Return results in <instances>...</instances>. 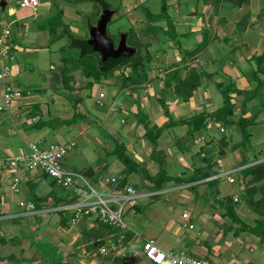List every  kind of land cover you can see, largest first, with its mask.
Wrapping results in <instances>:
<instances>
[{
	"label": "crops",
	"instance_id": "crops-1",
	"mask_svg": "<svg viewBox=\"0 0 264 264\" xmlns=\"http://www.w3.org/2000/svg\"><path fill=\"white\" fill-rule=\"evenodd\" d=\"M176 1L178 3L175 4L176 7L183 2L184 12L188 14L187 17L181 18V30L175 26L176 32L183 40V46L195 50L192 55H194V60L198 62L190 64L188 58L185 63L200 71L201 85L194 90L187 100H182L174 94V82L172 81L168 91L165 93V101L169 114L174 121L184 119L200 111L210 112L220 106L222 104V99L219 100L220 97H218L217 106L212 107V109H209L208 104L210 102L207 103L206 99L211 89V91H215L218 94L217 82L230 79L235 82L238 88L248 89L253 87L255 82L251 79V72L256 67L253 56L264 52L263 0H248L241 6H234L224 0H220L217 6L211 0ZM166 3L169 8L174 6V3L170 1L166 0ZM41 4L46 7L49 5L47 0ZM37 7L35 9L22 7L18 12L13 7H9V14H17L11 22L21 18L25 20L29 16L34 18ZM60 10L61 15H64L63 9ZM77 13L76 11L75 15ZM69 17L72 18L71 22H69L71 25H69L70 29L81 36L85 35L84 25L81 23L72 24L76 18ZM5 26L10 28L9 25ZM43 28V30H49L46 26H43ZM27 31L28 28L24 25L17 34L24 35ZM185 33H187V36L183 37L182 34ZM50 37L49 33L48 41L46 40L48 42L47 46L56 50V52H61L60 47L65 45L66 39L61 37L51 40ZM8 44V57L5 62L9 67L4 79L15 84L20 89V95L13 96L9 103L5 104L0 99V112L5 113L11 119V124L7 127L8 134H14L16 128L21 131L26 126L32 125L34 114L37 116L35 118L37 121V119H49L51 111L54 112V115L59 120L70 119L75 113H80L82 118L68 124L69 128L62 132L71 131L70 127L75 125L78 127L77 135L84 138L83 135L89 130L88 132L91 134L89 138L94 140V143H97L96 148L100 153V166L103 163L104 168L110 165L115 167V172L108 174L106 171H102L99 175L101 180V188L99 190H104L109 194L111 191H123L126 186H132L138 192V196L135 205L129 206L128 204L126 206V208L128 207L126 212L128 216L125 214V219L129 223L130 230L124 233L122 242L119 244L120 253L118 255L112 253L103 255L98 253V248L93 252H89L85 249V242L82 240L81 232H77L71 244H73V247L80 249L79 256L81 258L73 261L67 255L68 252L63 253L66 243L64 239L61 242H54L48 236L39 233L43 219L47 220L44 222L47 228L54 226L56 231H68L70 230V225L71 228L73 227L71 222H69L68 226L58 224L59 214L57 212H52L58 214L56 219L49 217L51 213L48 214L47 210L52 208L49 206L52 199L47 195L50 190L47 192L45 188L43 191L39 188L42 185H38L43 182L47 183L49 178L45 175L30 177L27 172L20 173V175L18 174L20 182L17 184L16 191L11 187H1L0 181V223L4 222L0 226V264H55L56 261L49 262L48 257L43 258L40 255L33 259L32 253L28 251L29 249L30 251L34 249L31 239H39V236L40 239H45L57 249L61 264H72L78 261L81 262L78 264H120L115 259V257L119 256L124 257L127 264H132L130 253L136 255L137 248L134 246L142 245L146 239L153 240L162 250H180L200 256L208 254L213 261L222 264H264V239L250 231L238 230L239 225L232 222L224 214L223 206L213 200L209 191L210 179L215 180L217 189L219 188L218 180L224 181L223 184L226 190L223 193L218 190V199L223 200L225 196L229 195L233 201V198L237 197L235 203L238 204L243 200L244 190L251 188L252 185H260V182L251 183L250 175L242 177L241 171L255 163L264 161V145L257 146L255 142L256 139L259 140L260 138L264 140V108H261L257 115V123L247 127L250 139L253 137V140H249L248 144L246 143L244 146L236 145L232 147V145L242 139L240 129L237 131L240 135L238 140L234 138L236 135L230 133V138L237 141L232 142L229 140L231 145L227 146L222 144L224 140H218L211 132L213 128H218L221 133L224 129L222 126L236 125L233 123L222 124L212 119H207L205 128L193 132L187 131L188 126L186 124L163 128L157 138L156 148V153L162 160L160 165L151 158V142L144 135V124L138 122L133 113L136 111L139 101L141 109L146 115L145 123L148 128L156 130L167 122L168 116L163 113L162 106L153 99L152 96L154 95H151L154 90V92H157L162 85L158 87L156 83L149 81L146 84L149 88L146 87L144 94L140 93L139 90L137 92L133 90L134 92H131L132 96H126L129 100L123 98V102L120 105L121 109L117 108L120 115L113 110H110L108 114L104 112L102 114L90 113L82 105L83 97L92 94L87 85L89 79L78 71L70 72L72 74L69 80L70 87H64L60 77V69L63 64L62 54L45 64L48 67L44 65L47 68L43 70V73L47 75V85L51 87L49 92L53 93V95L50 93L42 94L45 86H29L32 85V73L38 70L35 65L26 61L27 58L25 60V57H30L29 53L32 52V48L17 43L11 36ZM33 51L37 56V63L42 53L38 54V51L34 50V48ZM175 56L177 59H173L169 63H173V67L164 70L166 74L175 69L181 70L182 65L177 64L181 60L178 51L175 52ZM41 66L43 65L41 64ZM76 72L83 76L82 85L77 80L73 83L74 73ZM185 73L186 70L182 69L181 74L184 76ZM205 77L207 80L204 79ZM102 78L104 77H101L98 82H101ZM57 93H63L62 97H59ZM232 95L235 99L236 97L240 99L242 97L241 95ZM65 96L68 97V101L62 100ZM105 97L106 93L104 90L97 92L94 103L96 102L98 103L96 105L103 106L102 102ZM240 99L238 102L241 104ZM112 101L116 102L114 99ZM220 101L221 103H219ZM256 103V99H251L247 101V107L256 105ZM51 104H54L55 109H50ZM30 105H35V109H33L34 107L30 109ZM114 109H116V106ZM112 112H114V115L111 114ZM105 115H110V117L118 115V117H112L107 121L109 123L108 126H106V122H103L106 124L105 127L104 124L100 125V121ZM248 115H250L249 108H247L243 116ZM1 123L0 125L3 126ZM258 126H260V130L256 133L253 130ZM106 131L115 132L116 135L112 133L108 135ZM222 135H226V132L221 133L219 137L222 138ZM89 138L88 141L90 140ZM83 140L85 141V139ZM45 141V139H41L38 142L43 143ZM30 142L34 141H23L25 143L24 146ZM217 142L223 150L220 149ZM6 143L5 139L0 140L1 157L5 156V152L17 150V148L14 149V145ZM122 143L125 146V152L131 156L137 167L125 176V184L119 187L118 182L124 175V165L118 163L120 160L117 159L115 154H112V150L117 144ZM251 143L255 146H251ZM66 144L69 147L68 150L73 145H76L74 140L66 141ZM109 146L110 149L108 148ZM96 157L98 158V156ZM244 158L247 163L242 164L241 161ZM219 163L224 169L232 171L233 182H229L226 176L211 178L216 175ZM92 168L95 174V169L94 167ZM160 168L164 169L168 177H186L197 172L198 168H200V171H212V175L192 182L167 180L158 183L160 180L158 174ZM112 177L115 178L114 182L111 181ZM18 192H22L28 198H19L17 205L19 206V200H29L36 207L34 213H26L21 206H19L18 211L12 210L11 203L15 202L13 194H18ZM33 196H40L41 198L34 200ZM42 196H47V198H42ZM260 197H262V191L257 187L253 192V199L256 200ZM241 204H234L235 211L245 223L253 225L255 219H262V216L250 209L246 202L243 203V206ZM183 213H186V216H183ZM87 223L86 227L88 228L95 225V221L89 220ZM23 227L29 228L31 233L23 232L21 230ZM116 236L115 233L105 234L100 245L105 244L107 239H116ZM24 254L31 256H24ZM97 255L99 257H96Z\"/></svg>",
	"mask_w": 264,
	"mask_h": 264
},
{
	"label": "rangeland",
	"instance_id": "rangeland-1",
	"mask_svg": "<svg viewBox=\"0 0 264 264\" xmlns=\"http://www.w3.org/2000/svg\"><path fill=\"white\" fill-rule=\"evenodd\" d=\"M43 1L45 0H38V7H37V11L35 12V17L30 19L29 21H25L24 18L15 20V22H11V20H13L17 14H12V13H8V8L9 7H13L15 9L16 12L20 11V6H19V0H9L7 1V4L5 6L4 9H2L0 7V27L1 26H5V25H9L10 29H11V37L13 38V40H15L17 43H21L23 46H27L28 48H32V52L29 53L30 57H25V60L27 58L26 61L31 62L33 65H35V67L38 69L36 72L32 73V85H29L31 87L34 86H38V87H43L44 91L42 92V94L45 93H50L51 95H53V93L49 92L50 90V86L47 85V75L43 73V70L46 69L48 67L47 64L50 60H53L55 58L58 57L59 54H61V52H56V50H53L52 48L48 47V37H49V30H43V26L48 27L49 24V20H56L58 16L60 17V9H63L64 11V15H61V21L64 23H67L70 25L69 22H71L70 20L72 18H70L69 16H72L74 18H76L75 20H73L72 24L74 23H78V24H82L85 26V23L87 22L88 19L90 20H94V22L96 21L97 17H98V13L100 12V8L99 5L96 4L94 1H89V0H55L56 3L53 4L52 1L53 0H47L48 1V7H46L45 5L41 4L43 3ZM108 3L110 4L111 7H113L116 10V13L112 16V18L110 19L108 25H107V33L108 35H110L113 39L118 37V32H129L130 34H128L129 36L127 37L128 40L127 42L136 46L137 51L136 53L128 60V63H125L123 66H121L120 68L117 67L116 69H114L113 71H111V73L102 78L101 82H94L92 84L91 87H89L88 89L90 90V94L89 96H85L83 97V107H85L90 113H101L104 112L105 114H108L110 110L115 111L117 114H119V110L121 109V103L123 102L122 99H126L127 95L132 96L133 94L131 92H134L133 89H135V86H129V84H127L126 86H123L122 84L124 83H120L122 80L120 79V73H123L122 71L126 70L128 71V73L131 71L130 69V63H132L133 68L136 70H145L146 67H148V69L146 70V72L148 73L147 76V80L144 82V84L140 85L139 87H137L138 89H140V93L144 94L146 92V87H148V85H146L147 83H149V81H152L153 83H156L157 86L159 87L160 85H163V80H164V74H166V72L164 70L173 67V63L169 64L173 59H177L175 58V52L176 50L173 48V46L169 47L167 49L166 54L164 55L165 51L163 52L161 50V52H156L154 56H152V51L157 48V46H160V43L158 41L161 40V37L166 38V32L164 31L166 29V27L168 26V24H165V20L164 19H154V20H150L148 18L147 13L144 10V7H150V11L153 13H158L160 10V4H161V0H107ZM170 1L172 3H174V6L169 8V14L171 13L174 17V21H173V25L177 26L178 29H182V17H187L188 14L184 12V6H183V2H179L180 5L179 6H175V4H178L176 0H167ZM98 5V6H96ZM148 5V6H147ZM189 5V4H187ZM182 8V9H181ZM76 11L78 12L77 15H75ZM97 14V15H96ZM160 14H158L157 17L161 18L159 16ZM73 18V19H74ZM26 25V27L28 28V31L26 33H24V35H20L17 34L18 32H20L22 30V26ZM154 25H162L163 26V31L162 32L157 26ZM71 26V25H70ZM154 28H155V32H154ZM21 29V30H20ZM82 32V31H81ZM115 36V37H114ZM31 37V40H30ZM47 37V39H46ZM47 40V41H46ZM173 40H168V44L173 43ZM60 43H62L60 41ZM34 50H37L38 54L42 53L41 56L38 59V62L36 63V58L37 56L34 54ZM171 48V49H170ZM42 50V51H39ZM149 54L150 56V61L147 60V55ZM154 54V52H153ZM194 55H192L191 57H187V59L189 60V63H195L197 62L196 60H194L193 58ZM198 63V62H197ZM41 64L43 66H41ZM37 65V66H36ZM47 67H45V66ZM192 67V66H190ZM173 70V69H172ZM205 80H207V78H204ZM77 82L79 84L82 85L83 83V76L80 75L79 73H74V82ZM203 80V78H202ZM204 80V81H205ZM207 82V81H205ZM40 84V85H39ZM126 84V83H125ZM23 85V83H22ZM28 85V84H25ZM213 87V86H212ZM104 90L106 93V97L104 98V101L102 102L103 106H98L96 104L98 103H94V98L97 97V92H100ZM145 90V91H144ZM212 90V89H211ZM209 91L208 92V96H206L207 99V103L210 102V104H208L209 109H212V107L217 106L218 104V97H220L219 100H221L222 95L218 92V94L215 93V91ZM51 91V90H50ZM150 91V90H149ZM155 91V90H154ZM150 92L154 100H156L155 96L156 94H158L157 92ZM54 92V90H53ZM137 92V91H136ZM148 92V91H147ZM149 93V92H148ZM155 93V94H154ZM58 94V93H57ZM63 93H59L58 96L62 97ZM64 96V95H63ZM112 99L116 100V102L112 101ZM240 98L236 99L233 97L232 102H235L236 105L234 107V114L236 116H238V113L240 112L241 109V104L238 102ZM63 101H68V97L65 96V98H62ZM221 103V101L219 102ZM116 106V109H114V107ZM31 107H34L33 109H35V105L32 106L30 105V109ZM118 108V109H117ZM50 109L53 110L55 109L54 104L50 106ZM85 110V109H84ZM72 114V113H71ZM112 115H114V112L111 113ZM110 114V115H111ZM110 115L108 116H104L102 118V120L100 121L101 124H104L105 122L107 123L104 124V126H108L109 123L107 121H109L112 117L116 118V116L118 117V115L116 116H112L110 117ZM120 115V114H119ZM235 116V117H236ZM37 116H34L32 118L33 122H36V118ZM233 118V116H232ZM10 117H8V115L6 116L5 113L0 112V123L3 121V123H1L3 126L0 125V140L5 139L7 141L6 144L9 145H14L15 148H23L25 147L23 143V141L27 140V141H34L35 143L39 144V146L41 148H46L48 147L49 144L51 143H66V141H70V140H74L76 145L72 146V148L70 150H68L67 154L65 155V157L63 158V165L71 170L77 171V172H82L89 166L94 167L95 169V174L91 177V178H87L88 183L90 185H92L93 187H95L97 190H99L101 188V180L99 179V175L102 173V171H106L108 174L109 173H113L115 172V167L113 166H108L107 168H104L103 163L100 166V160H99V151L96 148L97 147V143H94V140H91V138H89L90 132H88L89 130H87L86 134H82L84 136V138H82V136L77 135L78 132V127H76L75 125H72L70 127L69 132H62L65 131L68 127V124L63 121H60L56 115H54V112L51 111V116L49 117V119H42L41 121H45V125H43L40 128H37L34 125H30V126H26L25 128H23L21 131L20 129H15V133L14 134H8L7 131V127H9V125L11 124L10 121ZM104 122V123H103ZM234 124V123H233ZM8 125V126H6ZM105 126V127H106ZM224 129L221 131V133L226 132V135H222V138L219 137V135H221V133L218 131V128H213L212 129V133L215 137H217L218 140L222 141V144L224 146L227 145H231L230 141L234 142L236 139L238 140L240 135L238 134L237 131H239V127L237 125H229V126H222ZM260 126H258L257 128H255L256 133H258V131ZM82 128V127H81ZM221 128V127H219ZM83 129V128H82ZM264 130V129H263ZM262 130V131H263ZM111 131V130H110ZM108 135H111V133L114 135H116L115 132H109L106 131ZM230 133L234 136V138H230ZM253 133V132H252ZM24 136V137H23ZM95 136V134H94ZM260 136V135H258ZM114 137H118V136H114ZM24 138V139H23ZM88 138L90 139L88 141ZM41 139H45V142H38L41 141ZM83 139H85V142ZM230 140V141H229ZM236 140V141H237ZM249 140H253V137H251V139L249 138ZM247 140V144L248 141ZM255 142L257 143V146L264 145V140L262 138H260L259 140L256 139ZM107 144V143H106ZM218 144V142H217ZM219 145V144H218ZM251 146H255L253 145V143H251ZM220 149L223 150L221 148V146L219 145ZM110 149V146L108 147ZM95 149V150H94ZM1 151V148H0ZM3 151V150H2ZM98 155H97V153ZM1 155V154H0ZM2 156V155H1ZM4 158L5 156L1 157ZM98 156V158L96 157ZM2 160V159H1ZM119 164L122 163L121 161L118 162ZM123 164V163H122ZM221 167V166H220ZM23 174V173H21ZM20 175V174H19ZM31 176L36 175L35 174H30ZM11 178L12 175L11 173H9L7 171V169L5 168V166H1L0 165V181H1V187H10L11 184ZM223 180V179H222ZM219 188L218 190L220 192H224L226 190L225 185L223 184L224 181H219ZM80 184L85 187V189L88 191L87 186L80 181ZM38 185H42L39 186V188H41V190H47V192L49 190L52 191H60V187L58 186V184H53L52 182L48 181L47 183L43 182V183H39ZM100 191V190H99ZM41 192V191H40ZM14 195V201L11 203L12 206V210H16L18 211V209L20 208L17 205V200L19 198H28L25 197L23 195L22 192H18V194H13ZM244 195V194H243ZM240 203H242L241 205L243 206V203H245L244 200L240 201L238 204L234 203L235 205H239ZM233 204V207L235 208V205ZM128 208V207H127ZM47 212H49L48 214L51 213V215H49V217H51V219H56L58 217V214L56 213H52V209L47 210ZM127 212V210H126ZM125 212V214H127ZM124 214V215H125ZM128 216V214L126 215ZM25 220V219H24ZM47 220H44L41 222V226L42 228L39 230V233H41L42 235H46L49 237V239L51 241L54 242H58L64 239V241L66 242L64 245V250L63 253L68 252L67 255H69L70 258L73 259V261H77V258H81V256H79V252L80 249L78 247H73V244H71V241H74V237L76 235L77 232L80 233L82 226L86 225L83 224V220L79 219L78 221H76L75 223L72 224V228L71 225L69 227L70 230L68 231H56L55 227H51V228H47L45 226V223ZM87 222V221H86ZM4 224V222L0 223V226H2ZM88 224V223H87ZM19 227V226H18ZM23 232L27 231L28 233H31V230L27 227H23L21 229ZM126 231H124L125 233ZM112 233V232H109ZM145 233V231H144ZM107 234V233H106ZM64 237V238H62ZM33 239V238H32ZM31 239V242L33 244V251H30V249L28 250L30 253H32V257L33 259L36 256H42L44 257H58V251L55 247H53L50 242L48 243H43L41 242L40 236L39 239L34 238L35 242ZM30 240V239H29ZM45 241V239H43ZM40 241V242H39ZM18 242V241H16ZM43 243V244H42ZM135 248H137V254L134 255L132 253H130L131 258H132V264H155L153 263L150 259H148L142 250V245H135ZM32 250V249H31ZM79 250V251H78ZM190 254V253H189ZM194 256H200V255H196L194 253H191ZM55 255V256H54ZM24 256H28V254H24ZM31 255H29L28 257H30ZM27 257V258H28ZM96 257H99V255H97ZM201 257H205L209 260H213L208 254L203 255ZM39 258V257H38ZM56 258L53 260H56ZM47 260V259H46ZM46 262V261H45ZM81 262H73L72 264H78ZM43 264V263H41ZM48 264V263H46ZM163 264H169V263H163Z\"/></svg>",
	"mask_w": 264,
	"mask_h": 264
},
{
	"label": "trees",
	"instance_id": "trees-1",
	"mask_svg": "<svg viewBox=\"0 0 264 264\" xmlns=\"http://www.w3.org/2000/svg\"><path fill=\"white\" fill-rule=\"evenodd\" d=\"M94 1L96 4L99 5L100 12H101V4L107 3L110 8H113L110 6L107 0H89ZM207 1V0H204ZM215 6L218 5L220 0H211ZM226 3H231L234 6H241L243 3H246L248 0H224ZM264 1V0H263ZM53 3L56 1L53 0ZM264 4V2H263ZM96 5V6H98ZM148 6V5H147ZM145 12L148 15V18L150 20L154 19H164L165 24L168 26L164 30L166 32L167 37L162 38L158 41L160 43V46L158 45L156 49L152 51V56L155 55L157 52H161V50L166 52V49L173 46V48L178 51V54L181 57V60L177 62V64L182 65V68L180 71L173 70L172 72H169L165 75L163 80L162 87L157 91L158 94H156L155 98L156 101L162 106L163 113L168 116L167 122H165L163 125H161L158 129L152 130L151 128H148L147 124L145 123L146 115L141 109V105L138 101L137 103V109L133 113L134 116H136V119L138 122L144 124V135L147 136V138L151 142V153L150 156L153 160L158 162L161 165V157L157 155V138L160 136L163 128L169 127V126H175L179 124H186L188 126L187 131L193 132V131H199L206 126V120L212 119L213 121L220 122L222 124L226 123H234L236 124L239 129L242 136L241 141L238 143H235L232 145L234 146H244L247 143V140L250 138V133L247 130V127L249 125H253L257 123V115L259 114L261 108H264V52L254 55L253 60L256 64V67L251 72V79L255 82L254 86L248 89H241L238 88L235 82H233L230 79H226L221 82H217L216 86L218 89V92L222 95V104L218 106L215 110L207 112V111H200L196 114H193L189 117H186L184 119H180L178 121H174L172 119V116L169 114L168 107L165 101V93L168 91L169 86L173 83L174 88V94L181 98L182 100H187L194 92L195 89L199 88L201 85V74L198 69L192 68L189 65L185 63L188 56L192 55L194 53V49H188L186 48L183 43V40L181 39L180 35L176 32V28L173 25V15L169 14V7L166 3V0H161L160 4V10L158 13H153L150 10V7H144ZM99 12V13H100ZM60 17L58 16L57 21L56 20H49L48 28L50 33V39L55 40L61 37H64L66 39L65 45H62L60 47L61 51V59H62V67L60 69V77L62 84L64 87H70L69 80L72 74L70 72L78 71L83 76L88 78L87 85L90 87L94 82H98L101 77L108 76L111 71L116 69L117 67L123 66L125 63H128V60L136 53L129 57L128 59L124 60L123 62L109 66L107 65L100 55L94 51L91 50L88 44V30L90 29V26H92L95 22L94 20L88 19L85 23V35H79L77 33H74L70 27L69 24L64 23L61 21V10L59 11ZM98 13V15H99ZM116 13V12H115ZM158 14H160L159 17ZM264 14V12H263ZM97 15V14H96ZM157 26L162 32L163 26L162 25H154ZM155 32V28H154ZM130 34L127 32V37ZM183 37L187 36V33L182 34ZM115 37V36H114ZM116 39V38H114ZM128 40V38H127ZM168 40H173L174 42L171 44H168ZM128 43V42H127ZM154 52V54H153ZM147 60L150 61L149 54L147 55ZM130 69L131 71L128 73V71L124 70L123 73H120V79L122 80L120 83L123 86H126L129 84V86H135L134 91L140 90L137 87L144 84V82L148 79V73L146 70L148 67L145 68V70H138L134 69L132 63H130ZM182 69L186 70L185 75L183 76L181 74ZM126 83V84H125ZM241 95V111L238 116L234 114V107L235 102H232L233 95ZM251 99H256L257 103L256 105H253L251 107H247V101ZM138 100V99H136ZM261 101V102H259ZM247 108L250 110V115L243 116V114L246 112ZM36 116V114L33 115V117ZM233 116V118H232ZM236 116V117H235ZM82 118V114L75 113L70 119L66 120H60L65 121L67 124H71L73 122H76ZM32 125L36 126L37 128L42 127L45 125V121H41L40 119H37L36 122H32ZM223 153V151H221ZM112 154H115L117 159H119L123 165V177L119 180L118 185L119 187L123 186L126 182L125 176L130 174L132 171L136 169V163L133 161L130 155H128L125 152V146L124 144H117L113 150ZM242 164L247 163V160L244 158L242 159ZM199 171V172H198ZM198 171L186 176V177H168L166 176V173L163 168H160L158 171L159 174V181L158 183H162L163 181L167 180H174V181H184V182H192L194 180H198L200 178H203L205 176L212 175V171H204L198 168ZM242 177H246L250 175L251 183L260 182L259 186H253L249 189L244 190L243 200L247 203V205L252 209L253 211L257 212L259 215L262 216V219H255V222L253 225L245 223L236 213L235 208L233 207V203L235 201L232 200V197L229 195L225 196L223 200L218 199V189L216 186V182L214 179H210L209 181V191L210 196L213 198L214 201L218 202L220 205L224 208V214L227 215L230 220L234 223H237L239 225L238 230L244 231H250L256 235H258L260 238L264 239V161L255 163L249 167H246L241 171ZM49 178L48 176H46ZM49 181L55 184V180L52 178H49ZM156 183V182H155ZM60 191L57 192L50 190L48 195L52 201L49 204V206L54 207L61 205L63 203L71 202L75 199V195L73 194L71 189H66L60 185ZM259 188L262 191V197L259 199L254 200L253 199V192L256 190V188ZM47 196H42V198H47ZM34 200H38L41 198L40 196H33ZM53 212H57L59 214V220L58 224L62 226H68L70 222L71 215L65 210L59 209L55 210ZM81 234H82V240L85 242V249L89 252L95 251L98 246L103 242V236L106 233L112 232L117 235V228H114L113 226H110L108 224L102 223L99 220H95V225L93 227H86V225L82 226L81 228ZM34 242V238L32 239ZM43 243H48L46 240L39 239ZM40 242V241H39ZM42 243V244H43ZM49 244V243H48ZM50 245V244H49ZM55 256V255H54ZM47 258V257H46ZM49 262H55V264H61L59 255L56 258L48 256ZM53 258L56 260H53ZM117 261L120 264H127L125 262L124 257H115Z\"/></svg>",
	"mask_w": 264,
	"mask_h": 264
},
{
	"label": "built area",
	"instance_id": "built-area-1",
	"mask_svg": "<svg viewBox=\"0 0 264 264\" xmlns=\"http://www.w3.org/2000/svg\"><path fill=\"white\" fill-rule=\"evenodd\" d=\"M38 0H19V6L30 7L35 9ZM11 36V30L7 26L0 27V99L3 103L10 102L13 96L20 95V89L13 83L5 80L4 77L8 70V64L5 62L8 57L9 44L8 40ZM69 147L66 143H51L46 148H41L35 142L27 143L23 148H17L14 152H5V157L0 159V165L5 166L7 171L11 173L10 187L17 190V184L20 182L18 174L27 172L30 174L45 175L55 180L56 184L71 189L76 196L74 200L52 207V211L65 210L71 215V224L79 219L86 221H95L96 219L102 223L117 228L116 239H107L105 244L98 247L100 254H116L120 253L119 244L124 237V231L130 230L129 223L125 219L126 206H133L136 203L138 192L132 186H126L123 191L114 190L109 194L104 190H97L88 183L86 176L82 172L71 170L63 165V158L67 154ZM216 171L217 176H226L229 182L234 181L231 170H226L219 163ZM221 166V167H220ZM82 181L88 188V191L80 184ZM114 182L115 178L112 177ZM234 201L237 197L233 198ZM19 206L28 214L36 211L33 202L29 200H19ZM186 216V213H183ZM144 255L155 264H222L209 260L205 257L194 256L185 251L180 250H162L153 240L146 239L142 243Z\"/></svg>",
	"mask_w": 264,
	"mask_h": 264
},
{
	"label": "water",
	"instance_id": "water-1",
	"mask_svg": "<svg viewBox=\"0 0 264 264\" xmlns=\"http://www.w3.org/2000/svg\"><path fill=\"white\" fill-rule=\"evenodd\" d=\"M9 0H0V7L4 8ZM116 10L110 8L107 3L101 4V12L95 23L88 30V44L92 51L98 53L102 60L109 66L117 65L131 57L136 48L127 43V32H120L117 44L114 39L107 33V25L115 14ZM32 16H29L25 21H29ZM86 178H91L94 175L92 167H87L83 171Z\"/></svg>",
	"mask_w": 264,
	"mask_h": 264
},
{
	"label": "flooded vegetation",
	"instance_id": "flooded-vegetation-1",
	"mask_svg": "<svg viewBox=\"0 0 264 264\" xmlns=\"http://www.w3.org/2000/svg\"><path fill=\"white\" fill-rule=\"evenodd\" d=\"M100 14V13H99ZM99 16V15H98ZM98 18V17H97ZM119 34H120V32H118V37H117V39H114V42H115V44H117V41H118V38H119ZM129 45H132V44H130V43H128Z\"/></svg>",
	"mask_w": 264,
	"mask_h": 264
}]
</instances>
